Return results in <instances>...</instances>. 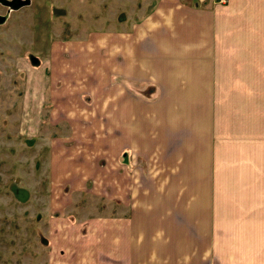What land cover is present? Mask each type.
Masks as SVG:
<instances>
[{"label":"crops","instance_id":"obj_1","mask_svg":"<svg viewBox=\"0 0 264 264\" xmlns=\"http://www.w3.org/2000/svg\"><path fill=\"white\" fill-rule=\"evenodd\" d=\"M151 1L29 73L61 129L40 264H205L264 220V0Z\"/></svg>","mask_w":264,"mask_h":264},{"label":"rangeland","instance_id":"obj_2","mask_svg":"<svg viewBox=\"0 0 264 264\" xmlns=\"http://www.w3.org/2000/svg\"><path fill=\"white\" fill-rule=\"evenodd\" d=\"M152 3L151 0H30V5L9 12L5 23L0 25V264H40L46 236L39 221L49 205L44 200L48 195L58 196L61 189L52 183L49 149L43 139L50 135L56 138L60 126L52 131L54 126L45 121L49 109L46 106L39 111L37 99L33 100L35 108L30 109L33 118L25 117L30 71L46 80L42 75L44 60L41 63L46 54H70L66 48H72L76 39H85L93 31L121 29L117 25L119 20L135 21ZM5 14L0 6V16ZM261 55L264 68V54ZM42 89L37 92L40 96ZM63 189L69 193L71 188ZM83 205L94 211L102 210L100 203ZM115 209L116 205L110 211ZM251 226L258 229L235 236L238 244L233 251L222 250L223 256L213 260L208 256L205 264H232L233 259L238 264H264V220L262 223L253 220Z\"/></svg>","mask_w":264,"mask_h":264},{"label":"water","instance_id":"obj_3","mask_svg":"<svg viewBox=\"0 0 264 264\" xmlns=\"http://www.w3.org/2000/svg\"><path fill=\"white\" fill-rule=\"evenodd\" d=\"M2 6L7 7L11 11L19 10L25 6L30 5V0H0ZM7 19L6 15L0 16V25L3 24ZM121 158L123 162L127 159V154H122Z\"/></svg>","mask_w":264,"mask_h":264},{"label":"flooded vegetation","instance_id":"obj_4","mask_svg":"<svg viewBox=\"0 0 264 264\" xmlns=\"http://www.w3.org/2000/svg\"><path fill=\"white\" fill-rule=\"evenodd\" d=\"M0 6L2 7V8H4L5 9V11H6V16H7V18H8V14H9V12H13V11H11V10H9L7 7H5V6H2L1 4H0ZM7 20V19H6ZM5 23V22H4ZM3 23V24H4ZM2 25V24H1ZM120 161L121 162H123V160H122V158L120 157Z\"/></svg>","mask_w":264,"mask_h":264},{"label":"built area","instance_id":"obj_5","mask_svg":"<svg viewBox=\"0 0 264 264\" xmlns=\"http://www.w3.org/2000/svg\"><path fill=\"white\" fill-rule=\"evenodd\" d=\"M226 0H219V2L224 3Z\"/></svg>","mask_w":264,"mask_h":264}]
</instances>
